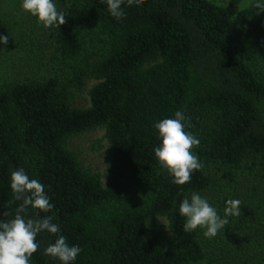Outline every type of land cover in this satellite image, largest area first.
<instances>
[{
  "label": "trees",
  "instance_id": "16d2710c",
  "mask_svg": "<svg viewBox=\"0 0 264 264\" xmlns=\"http://www.w3.org/2000/svg\"><path fill=\"white\" fill-rule=\"evenodd\" d=\"M56 4L66 22L45 28L54 48L46 73L0 82V219L19 203L9 177L23 167L54 205L41 215L82 249L75 264H250L183 232L178 205L217 181L263 176L264 13L250 6L231 18L209 0H125L117 21L101 0ZM88 79L97 81L90 106L77 108ZM180 109L205 168L178 186L156 161L153 124ZM100 127L110 149L105 185L67 147ZM54 239L37 236L31 264H59L43 254Z\"/></svg>",
  "mask_w": 264,
  "mask_h": 264
},
{
  "label": "clouds",
  "instance_id": "9594fccd",
  "mask_svg": "<svg viewBox=\"0 0 264 264\" xmlns=\"http://www.w3.org/2000/svg\"><path fill=\"white\" fill-rule=\"evenodd\" d=\"M101 2L106 3L110 16L117 21L125 17V0ZM134 3L139 5L142 0H127L129 7ZM251 6L256 14L264 13V0H251ZM20 8L35 17L44 28L58 29L66 22L65 13L58 9L56 0H20ZM8 40V35H0V45H7ZM189 126V118L183 109L153 124L159 141L153 148L156 161L167 171L172 183L178 186L189 183L194 172L205 168L194 151L200 140L186 131ZM9 188L13 201L19 203L10 218L0 219V264H31L33 254L40 249L37 236L45 232L55 239L44 248L43 254L59 264H75L82 249L68 243L60 225L54 222L51 215H41L50 213L54 208L45 185L39 179L30 177L25 168L18 167L10 173ZM224 203L221 214L206 196L197 191L184 196L178 205V214L184 220L182 231L193 233L201 229L205 237H216L224 231L229 217L241 215L240 199L229 198ZM30 209L34 210V217L29 216ZM9 215L4 213V216Z\"/></svg>",
  "mask_w": 264,
  "mask_h": 264
},
{
  "label": "rangeland",
  "instance_id": "374dc122",
  "mask_svg": "<svg viewBox=\"0 0 264 264\" xmlns=\"http://www.w3.org/2000/svg\"><path fill=\"white\" fill-rule=\"evenodd\" d=\"M225 8L229 17L251 6V0H209ZM0 35H8L7 45H0V82L35 79L47 71L48 61L54 52L46 29L36 18L20 8V0H0ZM97 83L88 79L84 89L77 95L74 106H90L89 90ZM67 147L81 165L97 174L106 183L110 155L109 142L103 127L70 137ZM223 214V197L241 200V215L229 217V222L216 237L208 238L203 230L197 233L207 246L223 251L230 259L237 257L251 261H264V173L241 175L235 181H217L201 193ZM160 222L167 225L165 218ZM236 261H239L237 259Z\"/></svg>",
  "mask_w": 264,
  "mask_h": 264
}]
</instances>
